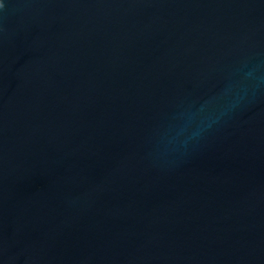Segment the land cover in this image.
I'll use <instances>...</instances> for the list:
<instances>
[{
  "label": "water",
  "instance_id": "water-1",
  "mask_svg": "<svg viewBox=\"0 0 264 264\" xmlns=\"http://www.w3.org/2000/svg\"><path fill=\"white\" fill-rule=\"evenodd\" d=\"M0 264H264V0H4Z\"/></svg>",
  "mask_w": 264,
  "mask_h": 264
},
{
  "label": "clouds",
  "instance_id": "clouds-1",
  "mask_svg": "<svg viewBox=\"0 0 264 264\" xmlns=\"http://www.w3.org/2000/svg\"><path fill=\"white\" fill-rule=\"evenodd\" d=\"M4 7V0H0V9Z\"/></svg>",
  "mask_w": 264,
  "mask_h": 264
}]
</instances>
